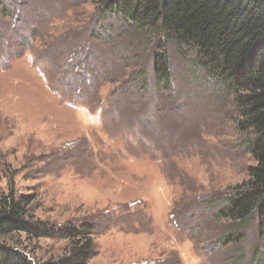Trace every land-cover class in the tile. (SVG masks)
I'll return each instance as SVG.
<instances>
[{"label": "rangeland", "instance_id": "1", "mask_svg": "<svg viewBox=\"0 0 264 264\" xmlns=\"http://www.w3.org/2000/svg\"><path fill=\"white\" fill-rule=\"evenodd\" d=\"M170 63L169 90L153 75ZM235 96L196 70L194 53L96 0L0 4V198L31 196L51 231L94 224L88 264H264L255 222L237 244L218 212L255 165ZM234 226V225H233ZM32 264L63 240L0 239Z\"/></svg>", "mask_w": 264, "mask_h": 264}, {"label": "trees", "instance_id": "2", "mask_svg": "<svg viewBox=\"0 0 264 264\" xmlns=\"http://www.w3.org/2000/svg\"><path fill=\"white\" fill-rule=\"evenodd\" d=\"M3 1L7 0L0 4ZM96 4L102 19L122 17L190 48L196 70L222 83L235 96L238 129L250 134L245 147L255 165L218 212L217 218L234 228L219 244L240 243L245 237L236 230L251 222L263 237L264 0H96ZM159 49L153 59V75L159 88L169 90L170 63L166 52L161 46ZM33 204V197H18L13 191L0 198V239L24 235L33 241L63 240L69 245L68 254L46 264H88L95 247V225L51 231L34 224ZM0 264L32 263L24 253L0 243Z\"/></svg>", "mask_w": 264, "mask_h": 264}]
</instances>
